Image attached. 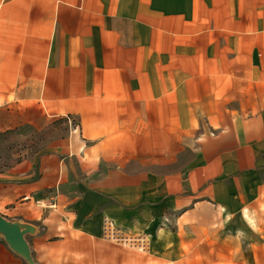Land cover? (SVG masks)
Segmentation results:
<instances>
[{"label":"crops","instance_id":"crops-1","mask_svg":"<svg viewBox=\"0 0 264 264\" xmlns=\"http://www.w3.org/2000/svg\"><path fill=\"white\" fill-rule=\"evenodd\" d=\"M55 119L0 173L32 264L97 255L108 222L152 257L106 264H264V0H0V133ZM0 264H31L2 233Z\"/></svg>","mask_w":264,"mask_h":264},{"label":"rangeland","instance_id":"rangeland-1","mask_svg":"<svg viewBox=\"0 0 264 264\" xmlns=\"http://www.w3.org/2000/svg\"><path fill=\"white\" fill-rule=\"evenodd\" d=\"M210 133L209 128H196L194 134H182L180 136L181 142H178L177 151V169L183 167L181 160L185 158V153L194 147L197 135L202 131ZM69 128L63 123L61 119H55L47 127L38 129L34 127H20L11 133H0V173L8 171L12 167L24 161H36L38 156L49 149H52L59 141L64 140L69 136ZM188 158H186L187 161ZM160 160H146L145 163L154 164L156 166ZM118 238L108 237L103 238V244H96L99 248L97 255L89 253L88 248L90 244L87 241L81 242L82 253L80 255L63 256L62 264H106V255L104 254V243L119 252L127 253L130 262L137 258L144 259L146 263L150 262L152 257L149 250V243H145V250L140 248L144 245L140 240L124 236L123 234L117 235ZM128 240V241H127ZM92 246V244H91ZM113 261L119 258V255H113ZM108 258V257H107ZM129 261V260H128Z\"/></svg>","mask_w":264,"mask_h":264},{"label":"water","instance_id":"water-1","mask_svg":"<svg viewBox=\"0 0 264 264\" xmlns=\"http://www.w3.org/2000/svg\"><path fill=\"white\" fill-rule=\"evenodd\" d=\"M0 233L6 237L10 247L29 263H33L29 245L25 235L27 230L23 231L17 223H11L4 217L0 216Z\"/></svg>","mask_w":264,"mask_h":264},{"label":"built area","instance_id":"built-area-1","mask_svg":"<svg viewBox=\"0 0 264 264\" xmlns=\"http://www.w3.org/2000/svg\"><path fill=\"white\" fill-rule=\"evenodd\" d=\"M73 120H70V123L72 124ZM74 127L77 128L76 124H74ZM105 233H106V237H108L109 239L111 238H118L117 235H120V233H118L114 227V225L111 222L106 223L105 226ZM128 241V240H127ZM142 242V241H139ZM144 245L140 248L141 250H145V243L146 242H142Z\"/></svg>","mask_w":264,"mask_h":264}]
</instances>
